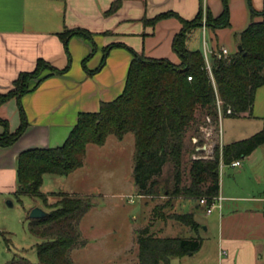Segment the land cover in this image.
Instances as JSON below:
<instances>
[{"label":"trees","instance_id":"obj_1","mask_svg":"<svg viewBox=\"0 0 264 264\" xmlns=\"http://www.w3.org/2000/svg\"><path fill=\"white\" fill-rule=\"evenodd\" d=\"M223 1V9L218 16H206V22L214 27L229 25V10ZM119 5L120 0L112 1L105 14L114 12ZM255 15L261 18L255 20ZM169 16H175L181 22L180 30L172 39V48L179 57V63L167 58L147 57L132 50L123 90L118 96L102 101L96 111L79 112L62 144L32 147L17 155L15 195L25 193L39 197L49 210L43 217L30 218L28 223L29 231L40 240L36 243L37 262L32 263L25 256L16 254L5 264H74L70 253L85 242L80 240L78 224L92 206L91 197L59 191L53 193L56 199L49 203L40 186L46 173L68 175L80 167L89 143L101 145L109 134L121 138L132 132V175L140 195L157 193L158 179L165 164L170 163L173 182L170 188L166 187L165 194L197 200L205 197L208 203L218 194L220 160L229 164L242 159L264 143L263 117L261 128L253 134L221 147L216 143L211 158L189 159L188 178L183 181L186 170L183 166L184 152L194 149L185 142L186 132L189 129L196 132L206 116L217 125V99L221 102L223 116L239 117L241 113L252 110L256 90L264 84V9L252 11L247 27L235 36L240 49L227 56L213 55L211 74L202 51L188 49L185 45L187 32L202 22L201 11L191 19L166 11L144 19V22L152 25ZM74 34L91 40V33L84 28L65 29L60 32L64 45ZM66 70L67 67L57 69L47 61L37 59L32 71L20 72L13 80L12 88L0 93V105L33 90L45 77ZM227 108H230V113H226ZM18 109L20 123L14 131H9L7 120L0 117L3 126L1 146L14 143L27 126L20 103ZM152 215L163 220L172 218L195 234L164 237L154 234L149 225L137 230L139 264H169L171 257L199 249L202 237L198 235L199 223L194 212L166 214L159 205H155ZM4 240L8 243L9 239L4 237Z\"/></svg>","mask_w":264,"mask_h":264},{"label":"crops","instance_id":"obj_2","mask_svg":"<svg viewBox=\"0 0 264 264\" xmlns=\"http://www.w3.org/2000/svg\"><path fill=\"white\" fill-rule=\"evenodd\" d=\"M112 1L0 0V93L12 88L20 72L32 71L37 59L57 69L67 67L62 73L45 77L18 99L12 97L0 105V117L7 120L9 131H14L20 123L19 103L27 120L24 132L14 143L0 145V196L17 189L16 161L21 151L62 144L79 112L96 111L102 101H110L121 93L132 50L179 63L172 39L181 28L180 20L169 16L151 25L144 19L166 11L191 19L199 10L204 17H216L224 4L223 0H120L114 12L105 14ZM225 1L228 26L214 27L204 19L187 32L186 47L200 50L197 43L201 42V51L209 62L223 47L228 54L237 50L235 36L247 27L252 11L264 9V0ZM258 17L255 15V20L261 18ZM75 28L88 30L91 40L74 34L64 45L60 32ZM262 86L256 90L252 110L258 104ZM252 110L241 113L239 118L253 115L254 120L262 123L264 105L256 112ZM228 118L221 115L219 120L221 146L228 143L220 140L224 119ZM111 135L114 134L107 135L101 145L87 144L83 164L64 175L65 179L53 177L60 184L59 191L84 195L89 191L87 188L77 190L72 186L85 176L87 187L108 185V180L102 182L98 178L103 172L88 176L83 169L89 149L103 148L113 142ZM124 136L117 137L118 142ZM238 160L240 163L235 166L220 160L219 189L211 211L207 213L199 202L194 207L206 214L202 222L194 216L199 228L212 233L215 239L212 264H264V143ZM223 167L228 169L222 171ZM193 209L190 211L194 212ZM202 243L198 250L180 257L200 252Z\"/></svg>","mask_w":264,"mask_h":264},{"label":"rangeland","instance_id":"obj_3","mask_svg":"<svg viewBox=\"0 0 264 264\" xmlns=\"http://www.w3.org/2000/svg\"><path fill=\"white\" fill-rule=\"evenodd\" d=\"M204 19L206 20V17L202 14V20ZM196 41L197 39L194 38L193 44H196ZM197 44H200L197 46L203 51L201 42ZM259 93L261 95L253 112L264 105V85ZM261 126L260 120H254L253 115L250 118L229 117L227 120L224 119V133L221 134L220 140L229 142L245 138L258 131ZM207 132H202L199 126L196 132L193 129L186 132L185 142L188 147L190 145L194 149L184 152L183 166L186 170L183 181L188 178L189 159H204L206 154L213 155V147L216 143L221 147L218 126L209 127ZM110 137L113 142H108L103 148L89 149L86 167L83 169L88 176L103 172V175L98 174V178L102 182L108 180V185L103 186V183H100L98 186L87 187V179L84 175L85 177H81L77 184L72 186L77 190L87 188L89 191L84 195H89L92 202V206L78 224L80 240L85 242L71 250L70 255L74 264H139L137 230L148 225L154 234L164 237H188L195 234L186 225L172 218L163 220L152 215L155 205H159L166 214L188 212L199 205L197 199H186L182 196L170 197L165 194L166 187L170 188L173 182L170 163L165 164L162 175L158 179L157 193L153 196L140 195L132 175L133 133L127 132L120 142L116 136ZM204 143L208 145L207 150L197 152L196 147ZM227 169L223 167L221 170ZM53 177L65 179L64 175L52 173L43 175L40 191L47 196L49 203L56 199L53 193L61 190L60 184ZM14 192L0 196V264L7 263L16 254L23 255L30 262L36 263V243L40 240L28 229L30 212L34 207H39L45 212L49 208L39 197H32L25 193L15 195ZM193 210L198 221H205L206 214L202 210L195 208ZM198 234L203 237V247L200 252L193 256L170 258L169 264H203L204 261L212 264L215 239L212 233L205 232L203 227L198 229ZM4 237L9 239L8 243Z\"/></svg>","mask_w":264,"mask_h":264},{"label":"built area","instance_id":"obj_4","mask_svg":"<svg viewBox=\"0 0 264 264\" xmlns=\"http://www.w3.org/2000/svg\"><path fill=\"white\" fill-rule=\"evenodd\" d=\"M221 55H223V56H227L228 55V51H227V49L226 48H222L221 49V51L220 52H218L217 53V56H221ZM206 61V67H207V69H208V71H209V73L211 74V67H210V62L208 61V60H205ZM191 77L190 76H188V79H190ZM217 108H218V123H217V126H218V134L220 133V128H219V120H220V118H221V115L223 114L222 113V109H221V102H220V100L219 99H217ZM230 108H227L226 109V113H230ZM214 124L212 123V120H211V118L209 117V116H206L205 117V120H204V122L202 123V124H200V130L203 132H207V130H208V128L209 127H213L214 128ZM207 134H208V132H207ZM207 148H208V145L206 144V143H204L203 145H201V146H197L196 147V151L198 152H205L206 150H207ZM206 158H208V157H212V155L211 154H206V156H205ZM194 158H197V157H194ZM240 163V161L239 160H233V161H231L229 164L231 165V166H235V165H238ZM217 199V197H214L212 200H211V202L210 203H208V201H207V199L205 198V197H201V198H199V200H198V202L200 203V204H202V205H204L205 206V210H206V212L207 213H209L210 211H211V208H212V206H213V204H214V200H216Z\"/></svg>","mask_w":264,"mask_h":264},{"label":"water","instance_id":"obj_5","mask_svg":"<svg viewBox=\"0 0 264 264\" xmlns=\"http://www.w3.org/2000/svg\"><path fill=\"white\" fill-rule=\"evenodd\" d=\"M241 48V45H238L237 46V49H240ZM9 204H11L10 201H8ZM46 212L44 210H42L41 208L39 207H34L31 212H30V218H40V217H43L45 216Z\"/></svg>","mask_w":264,"mask_h":264}]
</instances>
